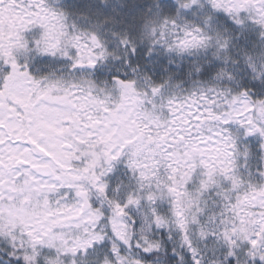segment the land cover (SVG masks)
<instances>
[{"label":"snow or ice","instance_id":"6c2138e0","mask_svg":"<svg viewBox=\"0 0 264 264\" xmlns=\"http://www.w3.org/2000/svg\"><path fill=\"white\" fill-rule=\"evenodd\" d=\"M0 264H264V0H0Z\"/></svg>","mask_w":264,"mask_h":264}]
</instances>
